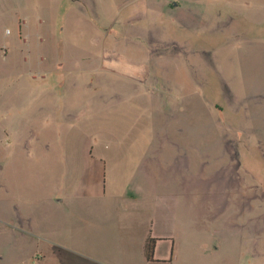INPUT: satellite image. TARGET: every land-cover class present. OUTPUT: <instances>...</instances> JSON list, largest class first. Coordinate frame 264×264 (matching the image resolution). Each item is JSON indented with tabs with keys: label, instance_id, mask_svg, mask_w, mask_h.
I'll return each instance as SVG.
<instances>
[{
	"label": "rangeland",
	"instance_id": "1",
	"mask_svg": "<svg viewBox=\"0 0 264 264\" xmlns=\"http://www.w3.org/2000/svg\"><path fill=\"white\" fill-rule=\"evenodd\" d=\"M11 1L29 5L18 12L28 10L32 30H40L39 20L56 28L46 52L55 45L63 62L98 71L65 73V79L80 75L74 91L59 88L53 73L47 86L32 80L37 69L17 73L21 79L10 91L33 96L31 107L43 95H60L64 104L43 121L34 118L28 135L34 156L27 160L18 151L0 176V212L7 215L0 221V264H35V248L25 246L29 222L16 227L9 212L24 205L32 220L43 199L63 192V179L84 165L82 146L90 138L109 169L106 194L137 193L138 170L144 160L161 156L157 148L177 163L178 176H192L188 199L183 183H166L156 206L158 228L172 232L178 251L189 235L185 226L218 219L224 240L233 220L238 254L248 264H264V0ZM0 25L15 32L14 17ZM89 94L114 99L105 110L106 104L97 110L82 104L81 115L72 112L68 99ZM128 95L140 100L123 102ZM69 111L76 117L63 120ZM205 240L210 235L196 249Z\"/></svg>",
	"mask_w": 264,
	"mask_h": 264
},
{
	"label": "crops",
	"instance_id": "2",
	"mask_svg": "<svg viewBox=\"0 0 264 264\" xmlns=\"http://www.w3.org/2000/svg\"><path fill=\"white\" fill-rule=\"evenodd\" d=\"M8 1L0 0V23L14 17L16 26L15 32L12 33L10 28L0 25V176L8 168L9 163L19 157L18 151L23 152L27 160L32 159L34 140L28 135L29 133L32 135L34 118L46 119L51 113L61 112V104H64V99L60 95L53 97L43 95L41 104L37 108L31 107L34 103L33 96H17L12 90L10 91L16 80L21 79L17 73L35 72L37 69L36 77L32 76V80L42 83L43 86L45 84L47 86V80H49L47 74L53 73L59 77V88L64 90L69 88L74 91L77 89L78 82L79 86L82 84L81 77L71 75V78L65 79V73L98 71L97 67L79 69L72 63L63 62L58 49L55 50V45L50 46L54 48L53 50L46 52L43 48L44 43L50 41V34H56V28L49 29L47 23L39 20L40 30H32L28 10L27 14L18 12L20 8L28 9L29 5L27 7L22 5L19 8L17 1L14 3L11 0ZM54 2L55 0H50V6ZM175 8L178 10L179 6ZM12 56L21 57V62L12 60ZM113 99L114 97L109 95L99 98L97 95L89 94L78 99L74 96L68 101L75 105L72 112L81 115L82 104L89 105L91 107L89 110L99 109L97 107L99 103L106 104L105 110L109 106V100ZM137 100H140V95L123 97V102L130 104H136ZM77 102L79 106H76ZM34 108L36 113L33 112ZM72 112L69 111L67 114L63 112L61 118L63 120L71 118ZM128 132H136L142 136L148 133L151 137L155 135L147 129H132ZM151 147L156 149L155 140ZM82 152L84 165L79 166L77 175L75 174L76 176L72 179L66 176L62 182L63 192L43 199L40 208L42 210L38 209L32 220L24 205L18 204L13 213L9 212L10 218L15 220L16 227L29 222L26 235L28 242L25 246L35 248L32 254L35 264L249 263L241 258L235 247L236 234L233 227L236 225L233 220L226 223V227H230V232L224 235V240L221 237L223 229L218 219L213 223L210 222L208 226L197 225L195 229L192 226H185L189 228L185 231L189 235L185 236L182 252L178 251V247L176 249L177 244L172 232L164 233L158 228L156 206L159 204L157 201L161 200L163 191L161 185L183 183L182 189L186 199L193 188L192 176H178L177 163L168 159V152L163 153L160 148H157L155 152L161 153V156L153 157L150 161H143L138 170L142 179L136 183L139 185L138 192L133 195H130L132 193L127 190L109 192V194L102 191L106 177L109 178V169L103 156L96 154V143L93 138L85 142ZM21 158L25 161L24 157ZM124 166L125 160L121 159L120 167ZM172 168L176 170L174 173ZM190 173L192 175V170ZM186 208L184 211H187ZM6 218L7 215L3 211L0 212V221H7ZM209 235L211 240H205V243L196 249L198 240L209 238ZM195 237L196 242L193 240ZM148 238L156 240L153 261H148L145 257V245ZM256 245L258 247V243Z\"/></svg>",
	"mask_w": 264,
	"mask_h": 264
},
{
	"label": "trees",
	"instance_id": "3",
	"mask_svg": "<svg viewBox=\"0 0 264 264\" xmlns=\"http://www.w3.org/2000/svg\"><path fill=\"white\" fill-rule=\"evenodd\" d=\"M155 239L148 238L145 245V257L148 261H153V254L155 248Z\"/></svg>",
	"mask_w": 264,
	"mask_h": 264
}]
</instances>
